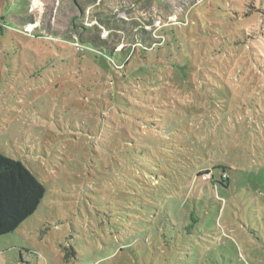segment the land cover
<instances>
[{
	"label": "rangeland",
	"instance_id": "1",
	"mask_svg": "<svg viewBox=\"0 0 264 264\" xmlns=\"http://www.w3.org/2000/svg\"><path fill=\"white\" fill-rule=\"evenodd\" d=\"M0 153L46 188L0 264H264V0H0Z\"/></svg>",
	"mask_w": 264,
	"mask_h": 264
},
{
	"label": "trees",
	"instance_id": "2",
	"mask_svg": "<svg viewBox=\"0 0 264 264\" xmlns=\"http://www.w3.org/2000/svg\"><path fill=\"white\" fill-rule=\"evenodd\" d=\"M77 1V0H74ZM97 21L93 27L81 24L75 26L82 28L78 30L79 40L77 43L89 45L111 58L121 60V63L127 64L133 58L138 48L147 51L155 45L161 44L162 34L165 31H170L172 27L164 26L159 28L158 34L160 38L156 40H147V44L135 43V48L128 54L123 56L127 50L117 47L118 45L112 42L114 33L120 29H127L125 20L118 18L115 14L95 15ZM133 24L134 22H129ZM74 25V24H73ZM176 25V24H175ZM137 26H141L139 23ZM178 27V26H176ZM102 30L108 32L107 36L102 35ZM173 31V30H172ZM175 34V32L173 31ZM86 34V37L84 35ZM80 43V44H81ZM84 47V45H83ZM224 168L222 182L229 184L230 176L225 172ZM209 171V170H208ZM213 178L214 179V174ZM219 182V183H222ZM223 184V183H222ZM46 196V188L44 184L37 178L34 172L24 165L20 160L11 159L0 153V235H6L15 232L22 224L31 217L40 206ZM199 218L195 213L190 215V223L183 225L181 228L182 234L186 236L192 235L197 229ZM193 262H196L193 261Z\"/></svg>",
	"mask_w": 264,
	"mask_h": 264
},
{
	"label": "built area",
	"instance_id": "3",
	"mask_svg": "<svg viewBox=\"0 0 264 264\" xmlns=\"http://www.w3.org/2000/svg\"><path fill=\"white\" fill-rule=\"evenodd\" d=\"M75 45H76V48H77L78 50H83V49H84L83 45L80 44V43H76Z\"/></svg>",
	"mask_w": 264,
	"mask_h": 264
}]
</instances>
